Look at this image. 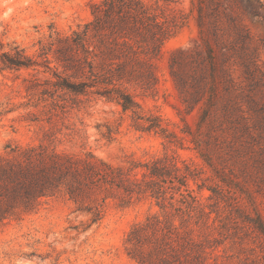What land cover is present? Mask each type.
I'll list each match as a JSON object with an SVG mask.
<instances>
[{
	"label": "trees",
	"instance_id": "obj_1",
	"mask_svg": "<svg viewBox=\"0 0 264 264\" xmlns=\"http://www.w3.org/2000/svg\"><path fill=\"white\" fill-rule=\"evenodd\" d=\"M180 1L93 3L92 20L68 34L53 31L40 42L38 59L17 45L4 51L0 41L1 69L44 68L51 77L44 81L42 97L56 103L68 96L75 106L105 100L121 107L136 132L159 136L165 146L184 147L189 141L213 173V184L198 188H206L216 203L206 205L195 194L190 181L200 172L175 152L145 161L127 155L114 163L91 151L60 150L58 133L50 132L37 145L9 144L0 155V229L53 199L89 217L84 231L101 224L111 202L150 201L157 211L135 224L125 240L135 264H264L263 244L232 240L226 247L216 224L219 204L233 198L240 185L232 167L239 163L243 174L252 169L249 175L254 168L256 175L264 172V60L245 22L264 19V3L191 0L187 13L177 7ZM191 14L198 43L176 50L169 61L182 105L177 109L182 125L172 127L139 99L160 93L163 47ZM35 85L42 84L36 79ZM254 215L245 216V222L264 236V218L256 208Z\"/></svg>",
	"mask_w": 264,
	"mask_h": 264
},
{
	"label": "rangeland",
	"instance_id": "obj_2",
	"mask_svg": "<svg viewBox=\"0 0 264 264\" xmlns=\"http://www.w3.org/2000/svg\"><path fill=\"white\" fill-rule=\"evenodd\" d=\"M100 1L0 0L3 50L10 51L17 45L38 59L41 41L47 42L55 30L68 34L92 20L91 5ZM190 6L191 0H181L177 5L187 13ZM245 22L255 44L261 46L264 60V19L246 18ZM198 31L191 14L189 23L163 47L159 61L160 93L155 98L139 99L145 109L159 112L172 127V124L182 125L177 115L182 105L169 75V61L176 50L193 48L198 43ZM1 68L0 62V155L8 151L9 144L37 145L50 132L58 133L62 141L60 150L82 154L91 151L114 163L125 161L127 155L145 161L171 151L200 172L196 181H190V186L201 201L206 205L216 203L206 188H198L203 183L213 184V173L189 141L184 147L165 146L159 136L136 132L121 107L105 100L75 106L68 96L56 103L42 97L44 81L51 77L43 72L44 68L38 70L40 73L34 69ZM36 79L42 85L36 86ZM196 115L197 112L189 117L192 123ZM232 168L240 185L233 189V198L219 204L220 218L216 224L222 228L220 239L226 240V247L231 246L232 240L250 244L254 241L256 246H264V236L245 222V216H255L254 208L264 218V172L256 175L254 168L253 175H249L252 169L243 174L239 163ZM156 211L150 201L130 206L111 202L101 224L84 231L83 224L88 223L89 217L76 213L74 206L63 199L49 200L37 213L0 229V264H135L126 254V237L135 224Z\"/></svg>",
	"mask_w": 264,
	"mask_h": 264
}]
</instances>
